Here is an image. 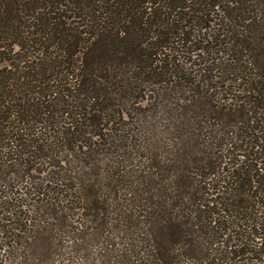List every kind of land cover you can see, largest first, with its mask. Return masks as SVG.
I'll return each mask as SVG.
<instances>
[{
  "label": "trees",
  "instance_id": "16d2710c",
  "mask_svg": "<svg viewBox=\"0 0 264 264\" xmlns=\"http://www.w3.org/2000/svg\"><path fill=\"white\" fill-rule=\"evenodd\" d=\"M0 264H264V0H0Z\"/></svg>",
  "mask_w": 264,
  "mask_h": 264
}]
</instances>
